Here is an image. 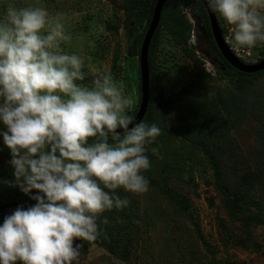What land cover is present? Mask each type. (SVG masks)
Listing matches in <instances>:
<instances>
[{"label": "clouds", "instance_id": "obj_1", "mask_svg": "<svg viewBox=\"0 0 264 264\" xmlns=\"http://www.w3.org/2000/svg\"><path fill=\"white\" fill-rule=\"evenodd\" d=\"M206 2L232 26V46L223 36L237 56L264 46V0ZM70 39L62 14L43 7L10 5L0 17V137L15 186L36 201L5 215L0 264H79L75 241H95L101 214L129 205L116 190H149L147 146L161 129L135 122L134 99L110 71L82 84L84 59L62 47Z\"/></svg>", "mask_w": 264, "mask_h": 264}, {"label": "rangeland", "instance_id": "obj_2", "mask_svg": "<svg viewBox=\"0 0 264 264\" xmlns=\"http://www.w3.org/2000/svg\"><path fill=\"white\" fill-rule=\"evenodd\" d=\"M123 4V0H0V17L10 5L43 7L51 16L62 14L66 34L71 36V39L62 45L63 50L76 53L85 61L86 79L81 83L90 86L96 76L110 71L124 92L133 97L132 112L139 97L137 85L133 84L131 90H128L123 79V70L128 68L126 49L129 42L126 39ZM187 14L193 27L195 26L189 45L195 48L200 68L211 74V87L216 86L222 90L220 94L228 109L232 110V118L236 122L233 135L249 165L254 166L253 161L259 160L261 155L252 158L251 154L263 143L261 135L264 131V95L260 89L264 86V80L255 89L257 103L246 106L249 113H239L241 104L230 95L232 90L227 81L220 80L216 74L211 45L201 21L190 10H187ZM217 17L220 25L226 30V40L232 46V26L218 15ZM262 48L264 46L257 45L253 49H233L244 62L254 64L262 56ZM172 50L164 46L159 50L161 59L157 65L156 76L160 93L157 95L158 98L164 97V100L177 95L189 83L192 84L197 70L199 73L203 72V69L195 67L188 57L185 56L182 61L181 52H166ZM116 55L118 58L115 65ZM257 92L259 93L256 94ZM245 94L246 92L242 91L240 95ZM258 101L262 103L258 104ZM173 118L177 116L174 115ZM177 119L173 120L175 124H172V128L179 127ZM190 133L192 131L188 128L182 132L173 131L167 140L163 138L160 148L151 147L147 154L151 166L154 165L153 157L160 156L174 145L182 148V153L185 154L181 139ZM0 148H3L0 151V174L4 178L15 179L14 168L8 163L11 159L10 151L3 145L2 138ZM152 149H156V154H153ZM189 156L185 158V162L183 157L180 159L177 164L178 172L171 175L169 185L151 187L161 169V161H158L154 165L157 166V172L152 176L151 167L148 169L149 190L141 194L128 192L135 199L128 196L130 206L136 202L139 207V211L133 215H136L135 222L138 223L139 220L140 226L131 262L123 261L94 241H86L82 244L79 264H264V222L256 224L255 221L249 222L246 219L248 214L258 212L264 221V182L251 186L245 183L240 185L231 175L230 187L238 192L242 186H246L240 193L249 200L243 201L247 215H232L226 207L229 202L216 186L213 169L207 157L202 152ZM227 167L229 165L225 162L223 168ZM165 180L167 176L162 175L160 181ZM166 188L176 195L177 202L166 194ZM248 190L251 192H247ZM184 197L188 203L183 204ZM252 198L260 202L259 208L252 204ZM124 210L127 211L125 208ZM189 212L190 216L187 215ZM16 264L22 262L17 261Z\"/></svg>", "mask_w": 264, "mask_h": 264}, {"label": "trees", "instance_id": "obj_3", "mask_svg": "<svg viewBox=\"0 0 264 264\" xmlns=\"http://www.w3.org/2000/svg\"><path fill=\"white\" fill-rule=\"evenodd\" d=\"M157 2L158 0H123L125 10L124 23L127 30L126 37L129 40L126 49L128 68L127 70H123V79L127 84L128 90H131L133 84L137 85L139 97L137 106L130 113L133 117L136 116L141 102V47ZM187 10H190L201 21L208 35L209 44L211 45L210 49L217 58L214 66L216 74L219 75L218 78L220 80L227 81L230 90H232L230 95L238 100V104H241L239 105V113H249L246 106L250 107V105L257 103L255 89L264 80V69L255 73H246L235 68L226 60L216 44L210 15L202 0H167L162 11L159 27L155 31L150 44V105L141 123H155L161 129V135L157 137L153 144L147 146L148 150L151 147L160 148L163 138L167 140L168 137H171L173 131L182 132L188 128L192 133L186 135V138L181 139L184 144L185 154L182 153V148L174 145L167 149L166 152L161 153L160 156L153 157L154 165L158 161H161V169L158 172L157 178H154L152 181L151 187L155 185H169L171 175L178 172L177 164L180 159L183 157V162H185V158L190 157V154L202 152L211 164L218 190L229 202V205L226 207L232 215L244 214L245 216L248 213L243 201L248 202L249 200L240 192L246 186H242V189L236 192L230 187L229 180H231L230 177L232 175L233 178L238 180L237 182L240 185L245 183L251 186L257 182L258 184L264 182V131L261 135V138H263L261 147L251 154L252 158H255L257 155H261V157L259 160L253 161L254 166L249 165L248 159L238 146L233 135V127H235L236 122L232 118V110L228 109L224 102L220 94L222 90L216 86L211 87L210 79L213 80L211 74L200 68L201 64L194 51L195 48L189 45L194 27L187 14ZM220 27L224 36H227L225 28L221 25ZM161 46L173 49L171 52L166 51L169 54L175 51L174 54L178 51L181 52L182 58L181 56L180 58L182 61L186 56L195 67L203 69V72L200 73L197 70L192 84L189 83L177 95L175 94L165 100L164 97L158 98L159 96L157 95L160 91L158 90L156 70L161 59L159 56ZM260 53H262V56L257 62L264 59V48L260 50ZM165 56L169 57L170 55ZM117 58L118 55L115 56V65ZM242 91L246 92L244 96L240 95ZM260 92L264 95V86L261 87ZM260 103L262 102L258 101V104ZM174 115L178 119L173 118ZM174 119L178 120L177 124L179 127L172 128V124H175ZM213 120L214 123H212ZM225 162L229 165L226 169L223 168ZM154 165L151 166V176L157 172V166ZM143 175L148 180L150 179L148 169L143 172ZM162 175L167 176V180L164 182L160 181ZM116 191L122 199H128V196H130L123 188ZM261 191H263L262 187ZM35 192L36 190H33V194ZM165 192L176 202L178 201L176 195L171 193L168 188L165 189ZM247 192L251 191L248 190ZM130 198L135 200L133 196H130ZM185 202L188 203L186 197L183 199V204ZM35 203L36 201L32 200L29 195H25L15 186V179L4 178L0 174V224L3 223L5 215L11 214L18 206L28 208ZM252 204L257 205L256 208H259L261 205L254 198H252ZM125 209L127 211L124 209H113L101 214L97 221L100 226V235L94 242L106 248L123 261L131 262L133 248L140 232L139 220L138 223L137 221L135 222L136 215L134 217L133 214L139 211V207L134 202L131 206L129 204ZM190 214V212L187 213L189 216ZM105 219L107 223L103 222ZM246 219L249 222L255 221L256 224L264 222L258 212L248 214ZM85 242L80 241V244H85ZM227 264H232V262H228Z\"/></svg>", "mask_w": 264, "mask_h": 264}, {"label": "water", "instance_id": "obj_4", "mask_svg": "<svg viewBox=\"0 0 264 264\" xmlns=\"http://www.w3.org/2000/svg\"><path fill=\"white\" fill-rule=\"evenodd\" d=\"M205 4L206 8L208 9L213 35L216 41V44L223 54V56L226 58V60L235 68L246 72V73H255L258 71H261L264 69V59L254 63V64H248L244 61H242L229 47L227 44L222 30L220 28L217 15L213 12H211L208 8L206 0H202ZM167 0H158L154 14L151 20V23L149 25V28L147 30L146 36L144 38L142 47H141V53H140V69H141V92H142V99L139 111L137 115L135 116V122L141 123L144 117L147 114L149 104H150V83H151V70L149 65V49L150 44L152 41V38L154 36L155 31L159 27L162 11L164 8L165 3ZM127 40H125L126 43ZM133 125H130L129 127H132ZM76 243H80V240H77Z\"/></svg>", "mask_w": 264, "mask_h": 264}]
</instances>
